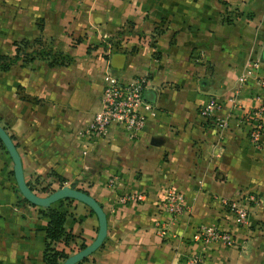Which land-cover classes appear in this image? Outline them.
Instances as JSON below:
<instances>
[{
  "label": "crops",
  "instance_id": "obj_1",
  "mask_svg": "<svg viewBox=\"0 0 264 264\" xmlns=\"http://www.w3.org/2000/svg\"><path fill=\"white\" fill-rule=\"evenodd\" d=\"M37 38L72 61L50 67L37 59L2 73L0 126L27 184L42 189L59 177L104 211L102 246L77 264H187L196 253L202 264H264V153L249 143L247 120L264 79V0H0V55ZM249 62L258 66L241 86ZM106 68L125 83L144 78L156 115L136 139L111 126L89 145L80 132L99 110ZM211 100L219 108L205 119L199 110ZM217 119L227 122L221 134ZM12 169L0 146V264H44L47 219L21 201ZM168 189L185 202L173 222L159 211ZM225 200L248 207L247 225ZM62 208L65 230L91 244L94 213L74 200ZM210 225L234 245L191 240Z\"/></svg>",
  "mask_w": 264,
  "mask_h": 264
},
{
  "label": "built area",
  "instance_id": "obj_2",
  "mask_svg": "<svg viewBox=\"0 0 264 264\" xmlns=\"http://www.w3.org/2000/svg\"><path fill=\"white\" fill-rule=\"evenodd\" d=\"M257 66L258 63L256 62L247 63L243 74L238 77V84L244 85L248 78L253 76ZM257 82L261 90V95L258 96L260 103L247 117L250 123L248 140L252 147L264 153V79H259ZM144 88V78H135L132 82L125 83L117 78L109 68H106L102 77L99 110L94 114L87 127L80 132V137L85 138L87 143L91 145L96 140L103 138L111 126H120L124 128L131 139L138 138L147 120L156 115L155 109L144 100ZM234 101L235 98L229 99L230 103H234ZM218 108V104L211 100L200 108L199 114L205 119H210ZM215 127L221 134L227 127L226 120L217 119ZM86 154L87 151L83 152V155ZM115 180L116 178H110L108 183L113 185ZM128 199L142 201L143 195H132ZM224 204L228 213L239 225L248 224V207L246 205L237 200H225ZM159 211L169 218V222L175 221L185 211L184 198L172 189L166 190L159 203ZM166 226L159 225L158 234L164 235ZM191 240L201 247L210 244L226 247L234 245L231 235L216 225L199 227L192 234ZM203 258V255L196 253L188 257L186 262L187 264H202Z\"/></svg>",
  "mask_w": 264,
  "mask_h": 264
},
{
  "label": "trees",
  "instance_id": "obj_3",
  "mask_svg": "<svg viewBox=\"0 0 264 264\" xmlns=\"http://www.w3.org/2000/svg\"><path fill=\"white\" fill-rule=\"evenodd\" d=\"M37 59L47 60L50 67L66 66L72 61V59L64 53L54 52L52 48L42 43V40L39 38L32 41L21 40L14 44L13 55H0V75L9 71L19 63L27 65ZM57 179L59 184L62 185L64 180L59 177H57ZM27 186L32 192L34 191L35 187H32L31 184H27ZM51 188V186L43 187L42 193H49ZM78 190L86 193L81 189ZM21 201L25 204H29L22 197ZM39 212L47 219V226L45 228L46 242L42 252L44 264H62L71 253L74 252L71 243L76 245L78 250H82L86 247V243L83 240L79 241L78 238L65 230L64 225L68 212L62 208L60 201L47 208H39Z\"/></svg>",
  "mask_w": 264,
  "mask_h": 264
},
{
  "label": "water",
  "instance_id": "obj_4",
  "mask_svg": "<svg viewBox=\"0 0 264 264\" xmlns=\"http://www.w3.org/2000/svg\"><path fill=\"white\" fill-rule=\"evenodd\" d=\"M0 142L4 146L13 163L12 170L17 190L21 197L24 198L29 204L39 208H47L61 200H74L87 206L96 216L98 220V230L95 239L84 249L69 256L62 264H77L97 251L102 246L107 234V219L101 206L90 195L75 189L72 186H64L46 197L37 196L27 186L24 180L20 156L12 139L1 126Z\"/></svg>",
  "mask_w": 264,
  "mask_h": 264
},
{
  "label": "rangeland",
  "instance_id": "obj_5",
  "mask_svg": "<svg viewBox=\"0 0 264 264\" xmlns=\"http://www.w3.org/2000/svg\"><path fill=\"white\" fill-rule=\"evenodd\" d=\"M4 129V128H3ZM0 146H1V148L2 149H4L5 150V148H4V146L2 145V143L0 142ZM5 152L7 153V151L5 150ZM8 154V153H7ZM9 156V155H8ZM13 164V163H12ZM54 183V184H53ZM27 184V183H26ZM29 184V183H28ZM35 185H38V183L36 182L34 185H31L32 187H35ZM40 185V184H39ZM47 186H52V188H51V190L49 191V193H42V189H37V188H34V191H33V193H35L37 196H40V197H46V196H48V195H50L51 193H53V192H55L56 190H59V189H61L62 187H64V186H62V185H60L58 182H56V181H51V182H49L48 183V185ZM73 186V185H72ZM66 187H69V186H66ZM74 187V186H73ZM38 193H40V194H38ZM73 201V200H72ZM61 202V206L64 204V202H66V200H61L60 201ZM57 203V202H56ZM73 248L75 249V247L73 246ZM80 251V250H79ZM71 256V255H70Z\"/></svg>",
  "mask_w": 264,
  "mask_h": 264
}]
</instances>
